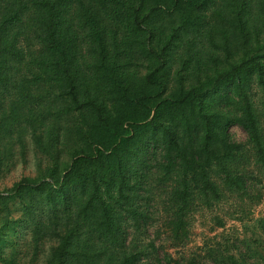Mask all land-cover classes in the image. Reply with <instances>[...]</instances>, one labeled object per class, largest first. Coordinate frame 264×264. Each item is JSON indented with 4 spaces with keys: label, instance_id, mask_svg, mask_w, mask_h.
I'll use <instances>...</instances> for the list:
<instances>
[{
    "label": "trees",
    "instance_id": "16d2710c",
    "mask_svg": "<svg viewBox=\"0 0 264 264\" xmlns=\"http://www.w3.org/2000/svg\"><path fill=\"white\" fill-rule=\"evenodd\" d=\"M27 140L0 264H264V212L186 250L263 200L264 0H0V172Z\"/></svg>",
    "mask_w": 264,
    "mask_h": 264
},
{
    "label": "rangeland",
    "instance_id": "374dc122",
    "mask_svg": "<svg viewBox=\"0 0 264 264\" xmlns=\"http://www.w3.org/2000/svg\"><path fill=\"white\" fill-rule=\"evenodd\" d=\"M232 138L236 141H244L245 134L238 127H234L230 130ZM26 163L22 164L20 161L15 163V166L7 172V170L1 169L0 172V191L9 188L15 181H17L22 174H28L34 171L35 161L33 157V149L30 144V141L27 140V153H26ZM222 209V208H221ZM217 210L215 213L208 212L204 215H197V218L194 222L192 235L189 245L186 250L197 251L198 248L202 245L204 240L213 238L214 235L222 233L225 234L229 240L235 239L237 244L244 238L251 235L250 226L253 225V222L257 220L264 212V196L260 204L255 205L251 208V213L249 216L244 218H230L232 214L227 208L225 210ZM233 211V209L231 210ZM218 214L219 216H225V226L223 229L216 228L212 216ZM229 218V219H227ZM215 228V229H214ZM214 229V230H213ZM23 240H27L25 236ZM23 251L25 249L23 248ZM253 262L252 260L249 261Z\"/></svg>",
    "mask_w": 264,
    "mask_h": 264
}]
</instances>
